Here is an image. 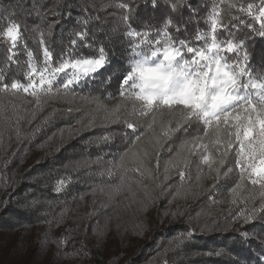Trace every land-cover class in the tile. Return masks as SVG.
<instances>
[{
    "label": "trees",
    "instance_id": "trees-1",
    "mask_svg": "<svg viewBox=\"0 0 264 264\" xmlns=\"http://www.w3.org/2000/svg\"><path fill=\"white\" fill-rule=\"evenodd\" d=\"M115 2L117 0H0V30L9 21L18 22L24 38L14 50L18 52L15 58L19 66L11 64L10 68H5L8 45L0 42V68H5L3 82L10 84L13 79L26 82L19 71V67L26 68L25 45L38 61L42 60L41 32L54 57H58L73 30L86 29L90 41L95 37L105 44L110 54L114 53L112 66L106 71L122 67L126 60L125 45L121 43L124 38L109 31L116 19L113 14L122 10L103 7ZM123 2L134 8L139 4L137 15L145 21L153 16L162 20L165 14H170L174 20L181 16L187 19L192 15L191 5L198 9L200 29L209 27L204 18L212 0H187L178 12H172L163 0L155 10L150 3L145 6L142 0ZM231 2L237 5L230 10L232 15L259 27L246 13H241L239 7L246 8L249 3L259 5L261 0ZM221 7L227 9V4ZM224 18L225 22L231 20L226 12ZM231 23L239 21L231 20ZM133 26L140 29L143 24ZM196 26L195 22L188 24L189 33L194 34ZM240 28L251 35V30L244 25ZM81 51L92 54L87 48ZM262 55L264 39L255 37L254 63L258 66ZM118 82L119 75L104 85L100 79H95L77 87L74 97H42L40 106L33 97L22 92L17 97L0 94L8 118L0 119V264H264L261 259L264 256V218L245 223L241 215L260 207L259 186L244 181L233 193L230 190L239 181L234 159L231 160L234 171L217 179L215 171L201 164L197 148L188 144L182 148L185 140L191 141L196 135L195 125L187 132L180 130L166 137L163 132L167 126L159 118L150 129L147 125L151 120L143 118L136 133L122 123H110L106 119L108 113L121 102ZM90 93L100 97L102 106L82 99ZM109 93L112 98H106ZM12 104L19 106L15 114ZM140 133L143 135L133 147L131 141ZM104 135H111L112 139L102 142L100 138ZM129 148L151 170V177L143 168L140 172L133 170L139 162L132 159L131 153L123 164L127 172L114 167ZM30 157L35 162L27 166ZM170 160L176 166L168 167L166 172ZM228 166L221 168V173L226 172ZM109 168L115 173L112 177L107 175ZM180 171L185 172L183 182ZM101 172L105 174L100 175ZM121 175L125 176V183L117 193L113 186L120 183ZM60 180L65 181V185L57 193L54 188ZM126 188L133 190L136 199L130 194L115 201L116 194ZM188 190H191L189 195ZM145 191L152 199L147 207L153 215L149 222L138 215L135 208L140 205L138 199L144 205L148 203ZM173 200H176L173 206L161 212ZM32 201L38 203L23 210ZM118 216L122 217L125 231L137 241L131 252L124 243L118 248L107 246L112 223ZM260 216L264 217V213ZM188 232H192L191 237L186 235ZM244 232L248 233L247 238L242 237Z\"/></svg>",
    "mask_w": 264,
    "mask_h": 264
},
{
    "label": "snow or ice",
    "instance_id": "snow-or-ice-1",
    "mask_svg": "<svg viewBox=\"0 0 264 264\" xmlns=\"http://www.w3.org/2000/svg\"><path fill=\"white\" fill-rule=\"evenodd\" d=\"M142 2L145 6L150 3L154 10L160 6V0ZM186 2L187 0H163L172 12H178ZM223 4H227V9L221 7ZM110 6L122 10L119 14H113L116 19L109 30L124 38L121 43L125 45L126 60L122 67L106 71L112 66L114 53L110 54L105 44L95 37L90 41L86 29L73 30L68 44L58 57H54L53 50L41 32L39 45L43 53L42 60L38 61L33 51L25 45L26 68L19 67V71L23 73L26 82L18 79H13L10 84L3 82L5 68H10L11 64L19 66V61L15 58L18 52L14 50H17L18 43H23L24 39L21 24L9 21L0 30V39L8 45L5 68H0V94L17 97L23 92L33 97L36 105L40 106L42 97H74L77 87L95 79H100L101 85L108 84L119 75L118 95L121 102L108 113L106 119L110 123H122L136 133L139 125L144 122L143 118L151 120L147 125L149 129L159 118L167 126L163 132L166 137L180 130L187 132L195 125L196 135L191 141L185 140L181 147L188 144L193 148L203 149L200 162L210 171H215L217 179L221 175L232 173L234 168L238 169L239 181L230 190L233 193L242 187L244 181L253 186L258 185L262 200L260 207H253L241 215L245 223L264 218L260 216L264 213V55L260 57L259 66L254 63L255 37L264 39V0L258 6L249 3L246 8L239 7L241 13H246L259 25L258 28L232 15L230 10L237 5L231 0H212L211 8L204 18L209 25L207 30L200 29L199 18L196 16L198 9L191 5L189 8L192 15L187 19L181 16L174 20L170 14H165L162 20L153 16L150 21L137 15L136 8L139 4L134 8L130 3L117 0L114 4H105L103 7ZM225 12L231 20L239 23L232 24L231 20L225 22ZM193 22L197 25L194 34L188 31V24ZM134 23L143 24V27L137 29L133 26ZM84 24H87V20ZM240 25L250 29L251 35L243 32ZM225 32L227 35H222ZM48 34H52L51 30ZM108 39L111 41V37ZM81 48L91 50L92 54H84ZM106 98H112V94L109 93ZM82 99L88 103H96L98 107L102 106L100 97L91 93ZM18 107L12 104L14 114ZM5 108V104L0 101V119L7 120ZM165 116L168 117L167 120L164 119ZM18 121L19 117L17 123ZM142 135L143 133L135 135L131 141L133 147ZM125 137L128 138L127 133ZM100 139L102 142H109L112 136L104 135ZM129 153L134 161L139 162V166L133 170L140 172L143 168L151 177V170L131 148L120 155L114 167L127 172L128 169H124L123 164ZM144 155L147 156L148 153L144 151ZM232 159L234 168L231 166ZM187 163L185 161L186 166ZM226 164L229 165L226 172L221 173V168ZM215 165L219 167H214ZM175 166L170 160L165 171H168V167ZM114 174L112 168L107 170L109 177ZM180 177L183 182L184 171H180ZM124 183L125 176L121 175L120 183L113 186L114 191L119 193ZM64 185L65 181H57L54 191L60 193ZM145 199L148 203L143 210L146 211L152 203L147 191ZM36 203L38 202L32 201L26 204L23 210L34 207ZM186 235L191 237L192 232ZM241 235L247 238L248 233ZM261 259L264 260V256Z\"/></svg>",
    "mask_w": 264,
    "mask_h": 264
},
{
    "label": "rangeland",
    "instance_id": "rangeland-1",
    "mask_svg": "<svg viewBox=\"0 0 264 264\" xmlns=\"http://www.w3.org/2000/svg\"><path fill=\"white\" fill-rule=\"evenodd\" d=\"M260 5V4H259ZM258 6V5H257ZM258 10V9H257ZM258 25V24H257ZM259 26V25H258ZM0 42H2L3 43V41H2V39H0ZM61 75H63V74H61ZM23 93V92H22ZM24 94V93H23ZM25 95V94H24ZM26 96H28V95H26ZM31 97V96H30ZM195 151H198L197 153L199 154V152L201 153L202 151H203V149H200V148H197ZM199 158V157H198ZM35 161H34V158L33 157H30L29 158V160H28V162H27V166H31L33 163H34ZM193 187V186H192ZM132 195V196H134L135 197V199H136V197H137V195L135 194V193H133V190L132 189H128V188H126L124 191H122L120 194H116V196H115V201H121V199L124 197V196H127V195ZM189 194H191V190H188L187 191V195H189ZM185 195V194H184ZM186 196V195H185ZM95 199V198H94ZM139 200V201H138ZM137 201L140 203V205H136L135 206V208H137V210H138V213H137V211H136V213L138 214V215H143L145 218H146V222H149L150 220H152L153 219V215L151 214V211H150V209H148L147 208V210L145 211V210H143L144 209V204H143V202L140 200V199H138ZM176 201V200H175ZM174 200H173V202L171 203V204H169V205H167L166 207H164L162 210H161V212H164V211H166V210H168L169 208H167V207H172L173 206V204H174V202H175ZM170 211V210H169ZM160 212V213H161ZM149 216V217H148ZM151 217V218H150ZM121 243H124V244H126L127 246H128V249H127V251L128 252H131V248L132 247H136V243H137V241L136 240H134L131 236H130V234L127 232V231H125V226H124V222H123V220H122V217L121 216H118L117 218H116V220L115 221H113V223H112V230H111V237H110V241H109V243H108V247H113V248H118V246H119V244H121Z\"/></svg>",
    "mask_w": 264,
    "mask_h": 264
}]
</instances>
